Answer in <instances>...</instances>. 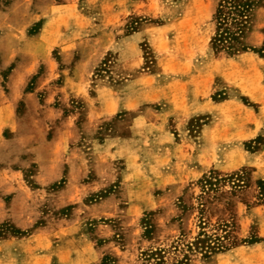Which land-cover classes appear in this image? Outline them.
<instances>
[{"label": "rangeland", "instance_id": "374dc122", "mask_svg": "<svg viewBox=\"0 0 264 264\" xmlns=\"http://www.w3.org/2000/svg\"><path fill=\"white\" fill-rule=\"evenodd\" d=\"M33 64L0 264H264V121L235 139L234 105L212 109L260 111L264 0H0V98Z\"/></svg>", "mask_w": 264, "mask_h": 264}, {"label": "crops", "instance_id": "0c3cea01", "mask_svg": "<svg viewBox=\"0 0 264 264\" xmlns=\"http://www.w3.org/2000/svg\"><path fill=\"white\" fill-rule=\"evenodd\" d=\"M43 35V32H40L39 38ZM45 51V50H44ZM40 48L37 49V52L39 53L36 55V58L39 59L38 61H41L43 56H40L42 52ZM36 64L30 65V66H16L12 75H10L8 79V83L10 84V92L4 97L0 98V144L4 141L3 137V130L4 128L11 126L12 121H14V106H15V97H17V94H21L22 86L26 84L27 76L32 73L34 70ZM70 78V77H68ZM66 78V82H69L70 80ZM74 79H72L73 81ZM32 93H25L23 94L24 97L29 98ZM126 100V99H125ZM133 101V100H130ZM124 106V102H122ZM121 104V105H122ZM137 103L134 102L131 107L136 106ZM234 105V132L228 131L231 134H234V138H245L248 135H253L260 129V125L262 124V121H264V102L261 106H259V113L255 115V112L251 110L250 108L244 106L240 102L234 99V102L232 100H225L224 102L212 104V109L216 110L219 108H227L231 110V106ZM189 110V108H186ZM46 125V121L43 118H40L38 120V124H31L32 133L31 136L33 138L37 137H43L45 134L44 126ZM68 129H63L62 126H56V134H54L55 138H58V140L64 141L66 138V131ZM216 141V140H214ZM12 171L7 169H0V179L7 178L10 179L12 175ZM3 202V201H2ZM0 202V210H4V203ZM24 241V240H23ZM28 241V240H26ZM11 239L5 240L4 244H0V247H3L4 245L10 246Z\"/></svg>", "mask_w": 264, "mask_h": 264}, {"label": "trees", "instance_id": "16d2710c", "mask_svg": "<svg viewBox=\"0 0 264 264\" xmlns=\"http://www.w3.org/2000/svg\"><path fill=\"white\" fill-rule=\"evenodd\" d=\"M219 35L221 36V33Z\"/></svg>", "mask_w": 264, "mask_h": 264}]
</instances>
